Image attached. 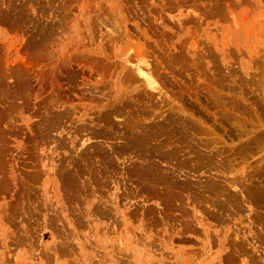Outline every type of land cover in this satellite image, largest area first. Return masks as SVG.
<instances>
[{
  "label": "rangeland",
  "instance_id": "obj_1",
  "mask_svg": "<svg viewBox=\"0 0 264 264\" xmlns=\"http://www.w3.org/2000/svg\"><path fill=\"white\" fill-rule=\"evenodd\" d=\"M0 264H264V0H0Z\"/></svg>",
  "mask_w": 264,
  "mask_h": 264
},
{
  "label": "bare ground",
  "instance_id": "obj_2",
  "mask_svg": "<svg viewBox=\"0 0 264 264\" xmlns=\"http://www.w3.org/2000/svg\"><path fill=\"white\" fill-rule=\"evenodd\" d=\"M145 67L137 65L136 66V71L139 73V75L141 77H143L145 79V81L147 82V84L150 86L152 84V79L148 73V71H146V69H144ZM151 88L153 87L152 85L150 86Z\"/></svg>",
  "mask_w": 264,
  "mask_h": 264
}]
</instances>
